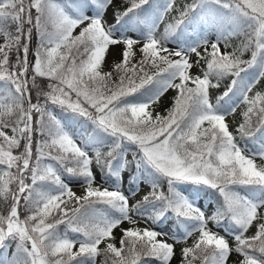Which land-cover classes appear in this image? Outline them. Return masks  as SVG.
<instances>
[{
	"label": "snow or ice",
	"instance_id": "snow-or-ice-1",
	"mask_svg": "<svg viewBox=\"0 0 264 264\" xmlns=\"http://www.w3.org/2000/svg\"><path fill=\"white\" fill-rule=\"evenodd\" d=\"M175 2L157 11L150 0H0V201L7 205V214L0 212V249L15 242L7 264H97L101 255L102 264H171L175 244L193 233L196 240L180 250L181 264H229L233 254L232 264H264V166L255 162L256 156L264 159V92L248 95L264 78V0H201L179 8ZM203 2L226 10V27L215 40L198 35L191 43L182 41L189 28L196 33L208 23L196 11ZM170 11L178 16L157 37ZM34 29L41 43L30 62ZM233 36L243 39L232 52H221V43L230 47ZM170 42L178 47L170 49ZM120 45V61L104 72L107 54ZM249 51L251 58L241 59ZM137 52L140 59L133 63ZM201 60L206 70L193 75ZM146 67L156 71L149 74ZM251 68L257 71L249 75ZM227 76L234 79L214 105L210 89ZM37 77L49 83L41 87ZM238 84L246 108L236 131L241 139H260L252 157L226 122L236 106L221 105ZM169 89L176 95L167 114L154 115L153 105ZM54 108L81 129L72 131ZM93 164L102 180L119 181L127 172L133 185L146 183L148 193L130 206L118 187L93 186ZM64 175L82 181L84 194L76 195ZM206 189L222 198L210 215L197 203ZM137 195L138 187L131 192ZM21 200L29 213L24 219ZM133 212L157 225L171 217L183 235L173 234L175 243H169L158 239L169 235L165 231L120 228L117 247L113 230L124 221L135 225ZM254 224L255 233L246 235Z\"/></svg>",
	"mask_w": 264,
	"mask_h": 264
},
{
	"label": "rangeland",
	"instance_id": "rangeland-1",
	"mask_svg": "<svg viewBox=\"0 0 264 264\" xmlns=\"http://www.w3.org/2000/svg\"><path fill=\"white\" fill-rule=\"evenodd\" d=\"M197 1L196 3H201V0H195ZM57 3H61V4H64L63 0H56ZM118 2H120V0H118ZM184 0H176L175 2V5H174V8H179L181 6L184 5ZM210 4L209 2H203L202 3V6L200 7L201 9L207 7V5ZM198 9V8H197ZM173 16H178V12L177 11H170L168 13H165L164 16H163V20L158 24V27H157V30H156V35L157 37H159L163 31H164V27L166 24L170 23L171 22V18ZM112 18V9L110 8L108 10V19L111 20ZM174 22V21H173ZM219 28H217V25L216 24H210L208 27H207V30L205 31L204 34L202 35H205L207 36V38L211 41V40H215L216 36L219 34L220 31H222V29H220V26H218ZM80 31L79 28L75 29L74 30V35L78 34ZM129 35H133V33H129ZM135 35H139V33H135ZM198 38V37H197ZM196 38V39H197ZM196 39H193V40H190L189 43H191L192 41L196 40ZM0 42H2V38H0ZM168 47L170 49H176L178 47V45L176 43H173V42H170L168 44ZM123 48V45H120L118 47H115V48H111L109 53L107 54V58H106V61L104 62V64L102 65V70L104 72H109V71H112L113 70V61L115 60L116 62H119L120 59H121V56L119 55L121 49ZM227 49L228 47H225V45L223 43H221L220 45V50L221 52H227ZM198 51H200L201 53L204 52V49L203 47H201L200 49H198ZM249 55H247V59H249ZM140 59V53L137 52L136 56L134 57L133 59V63H135L136 61H138ZM197 59V57L195 56V54H191L190 55V60L192 61H195ZM34 60V59H33ZM192 74L193 75H202V70L200 68H196L194 67L192 70ZM112 80L113 81H118L119 80V74L116 73L115 71H113V74H112ZM214 82V81H213ZM210 94L212 96H214V93H213V90L210 89ZM74 96V94H73ZM175 96V93H174V89H169L163 97H161L160 99V102L156 105H153L152 107V111H153V114L155 115V113H160L161 115H166V109H168L169 107H171V104H172V100H173V97ZM242 103V102H241ZM244 109V105L243 104H240L237 106L236 108V111L234 114H229L227 117H226V122L229 126V131H231L233 133V135L235 134V129H234V124L236 122V120L239 118V116L241 115V111ZM238 142V141H237ZM77 143H79V140H77ZM239 143V142H238ZM240 145V143H239ZM241 146V145H240ZM242 147V146H241ZM106 150V149H104ZM92 153H90L91 155ZM244 154L246 156H249V157H252L253 155L244 150ZM131 158V156L129 155V159ZM255 162L257 165L259 166H264V163L261 159H259L258 157H255ZM93 168V172L96 174V181H95V184L93 185L94 187H102V188H108L109 190H115L117 187L119 188V190L126 196L129 197V205L131 206L132 204H134L137 200L141 199V197L148 193L149 191V187L147 186V184H142V185H132L130 187L127 188L126 184H127V178H128V173L127 172H124L122 173V177L123 179L120 180V185H117L115 184V182L111 181V180H108V179H101V173L97 170L95 164H93L92 166ZM65 180L66 183L69 184L71 190L76 194V195H83L84 194V191H85V186L83 185L82 181H78L76 179H70V178H63ZM139 189V195L135 196V197H132L131 196V192L134 188H137ZM66 199V197H65ZM197 203L202 207L203 210H205L206 212V215H210L212 213V211L214 210V207L210 204H205L203 202V200L201 198L197 199ZM130 215L133 216V219H135L137 221V223L135 225H132L130 223H128L127 221H124L120 227L116 228L113 230V235L115 237V240L113 241L117 247H119V241H120V238L122 236V233L120 231V228H131V227H138V228H153L157 231H165V232H168L169 235L168 236H165V237H158V239H165L167 240L169 243H175L173 239H171L170 237L173 235V234H176L178 236H180V232L178 231L177 227L175 226V224L173 223V221L171 220V218H169L168 220H165L163 221L162 223L160 224H154L152 223L151 221H145L144 218L138 216L136 213H130ZM210 228L213 229V231H220V234L221 235H225V233L222 231V230H218L216 228L213 227V225H209ZM256 231V227H255V224L249 229L248 233H246V235L248 236H251L255 233ZM198 236V233H193V235L189 238H187L186 241H181L180 243H176L175 244V256L173 257L172 261H171V264H181V253H180V250L181 248L183 247H188V246H191L193 241L196 240ZM226 238L229 240V243L230 244H234L235 241L234 239L231 237V236H226ZM78 247V245H77ZM105 247V243L102 242L100 244V248H104ZM15 251V242H12L10 247H8L7 249V257H8V261L11 260L12 258V253ZM237 258L236 254H233L230 259H229V264H232V262ZM97 260V264H102V261H101V258L98 256L96 258Z\"/></svg>",
	"mask_w": 264,
	"mask_h": 264
},
{
	"label": "trees",
	"instance_id": "trees-1",
	"mask_svg": "<svg viewBox=\"0 0 264 264\" xmlns=\"http://www.w3.org/2000/svg\"><path fill=\"white\" fill-rule=\"evenodd\" d=\"M63 1H64V4L67 3V0H63ZM150 2L152 3L153 7L156 8L157 11H163V7L168 2V0H150ZM196 2L197 1H195V0H184L183 3H184V5H191V4L196 3ZM196 11H197V14H200V15H203V16L207 17L208 23L207 24L200 25L197 28V32L196 33H193L192 30L189 28L182 35V37H181V40L182 41L183 40L189 41L190 39H192L194 37H198V35H201L203 32L206 31L207 27L210 24H216L217 25V28H219L218 26H220V29H222V30H224V28L226 27V23L221 22V17L224 15V13H225L226 10L220 8V6H218L216 4H213V3H210V4L207 5V7L203 8V9H201L199 7ZM33 16H35V11L34 10H33ZM176 17L177 16H173L171 18V22H173L174 21V18H176ZM213 18H215V22H214V19ZM48 30L49 31H52L51 26H49ZM242 39H243V37H236V36L231 37L230 38V41H229V43H230L231 46L228 47L227 52H232L234 50V48H236L240 44V42H241ZM40 43H41V41H40L39 34L34 29L33 30V35H32L31 42L29 43V49H30V51H29L28 59H29L30 62L33 61V59H34L33 53L35 52L36 48L40 45ZM61 51H63V49ZM237 54H239V53H237ZM247 55H249V57L251 58V52L249 51V52H245L243 54V56L241 57V59H243V60H249L250 58L247 59ZM11 59L13 61L15 60V54L12 55ZM199 68L201 70L202 69L206 70V65H205V62L203 60L200 61V67ZM145 70L149 74H152V73H154L156 71L155 68H151V67H146ZM255 71H257L256 68L249 69V75H251ZM242 75H245V74L242 73ZM232 79H234V77L227 76V77H225V78H223V79H221L219 81V86L218 87L212 88L213 93H214V96H212L210 94V97L212 96V99H213L212 103L214 105L216 103V98L218 96H220L224 91L227 90V87L231 83V80ZM176 82L178 83L179 81L177 80ZM212 82L213 83H216L215 78H213ZM245 82H247V76L245 77ZM37 83L41 87H44V86L47 85V83H49V81L46 78L37 77ZM242 87H243L242 84H238L237 85V88L235 90V95H231L230 94V98H225L224 101H221V105L222 106H227L228 104H232L234 106L237 105V103L241 99ZM258 91L264 92V78L260 79L259 82L256 83L252 87V90H251L249 96L254 95ZM174 93L176 95V91L175 90H174ZM32 99H33V102H35V100H36L35 89H33V92H32ZM243 105H244V109L241 111V114H242V112L246 108V105L244 103H243ZM53 110L57 114L58 118H61L62 119V122H64V123H66V124L69 125V127H70V129L72 131H79L81 129V124L79 122L72 121L71 119H69L68 118V114L61 112L59 108H54ZM255 119H256V117H253V120L254 121H255ZM242 122H243V117H242V115H240L239 118L236 120V123H235V134H234V136L236 137V140L237 141H240L241 144H243V146L246 149H248L251 152V154H253L254 152L258 151L260 149V147H261V145H260V139H259V134H257L256 139H247V138L241 139L239 133L236 131V128H237V125L240 124V123H242ZM205 126H207V125H205ZM85 127H88V126L85 125ZM40 139H41V137H40L39 134L34 135V141H39ZM17 151H19V150H17ZM33 151H34V155H35V144H34ZM262 160L264 162V159H262ZM44 163L45 164H53L55 166V162L54 161H51V160H45ZM66 176L67 175H65V177ZM108 180H111L113 182H116L117 184H119L118 182L120 181V180L117 181V179L115 177H113L111 179H108ZM131 184L132 183L130 182V179H129V176H128V181H127V185H126L127 188L130 187ZM12 187L15 188V185H13ZM165 190H166V185H165ZM236 190L241 191L242 194H244L245 192L248 191L247 188H239V187H237ZM198 198H202L205 203H212V205H213L214 208L217 205L218 200L219 199H222L221 197H219V193L218 192H216L215 190H207V189L205 190V192H202ZM73 206H76L74 202H73V204H70L69 205L70 208L73 207ZM100 209H101V211H103L104 210L103 206H100ZM109 211H111V210H109ZM0 212H2L5 215L7 214V205L4 202H2V201H0ZM19 212H20V218L21 219H24L25 216H27L29 214L28 211H27V209L24 206L23 200H21ZM175 226L177 227L176 224H175ZM177 229H178V231H180L181 235H183V229L182 228H178V227H177ZM60 231L61 232L64 231V225H61L60 226ZM68 235L70 237H73L76 234H73V233H70L69 232ZM101 249H103V248H101ZM6 257H7V250L5 251L4 249H0V264L4 263L6 261ZM99 257L101 258V261L103 262L104 256L101 255ZM196 264H200V262L197 261Z\"/></svg>",
	"mask_w": 264,
	"mask_h": 264
}]
</instances>
